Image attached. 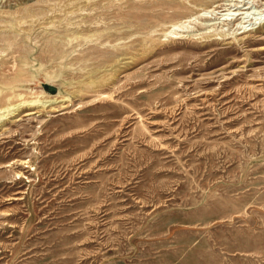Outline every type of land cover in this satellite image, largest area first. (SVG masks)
<instances>
[{"label":"rangeland","instance_id":"obj_1","mask_svg":"<svg viewBox=\"0 0 264 264\" xmlns=\"http://www.w3.org/2000/svg\"><path fill=\"white\" fill-rule=\"evenodd\" d=\"M236 3L0 0V264H264V15Z\"/></svg>","mask_w":264,"mask_h":264},{"label":"bare ground","instance_id":"obj_2","mask_svg":"<svg viewBox=\"0 0 264 264\" xmlns=\"http://www.w3.org/2000/svg\"><path fill=\"white\" fill-rule=\"evenodd\" d=\"M237 1V7H232L233 5H231V6H229L228 8H226L227 9V12L225 13V16L222 18L224 21H229V22H233V23H235V22H237L238 24H240L241 26L239 27V29H243L244 31L243 32H245V30H247V29H250V28H247V25L246 24H244L245 23V21H242V20H240L241 18H245V17H239V16H236V17H234L236 14H238V12H240L238 15H240L241 13H244V12H241V9H240V11L238 10V8H242V6H244L245 4H247V3H250V2H252L254 5H256L258 8H259V10H260V12H261V15H264V0H248V1H245V3L244 4H242L241 2H244V0H236ZM252 3H250V4H252ZM228 4V3H227ZM249 5V4H248ZM247 5V6H248ZM246 6V5H245ZM250 6V5H249ZM253 7V6H252ZM255 7V6H254ZM246 8V7H245ZM248 8H250V7H248ZM243 9V8H242ZM210 11H213V9H210V10H208V9H201L200 11H199V14L200 15H203V16H205V15H207L208 14V12H210ZM242 16V15H241ZM243 16H245V15H243ZM259 22V21H258ZM183 23V22H182ZM174 29H178V30H181V29H179V27H181V26H185V23H183V24H177V23H174V24H172L171 25ZM171 31V30H170ZM256 32V31H255ZM40 69V68H39ZM41 70V69H40ZM55 81V80H54ZM54 83V82H53ZM55 84V83H54ZM61 87V86H60ZM43 89V88H42ZM51 101H53L52 99H50ZM41 101V100H40ZM47 101V100H46ZM26 102V101H25ZM25 102H24V104H25ZM31 102H33V104H35L34 102H37V100L36 99H34V100H31L30 101V103ZM57 102V101H56ZM22 104H23V102H21ZM21 103H19L18 102V104H15L16 105V107L15 106H13L12 108H9L8 109V107H11L10 105H6V106H3V107H1L0 108V111L2 110V109H6V107H7V109L5 110L6 112H8L7 114L5 113V111H3L4 113H3V116H7L8 114H10V113H12L14 110H16V109H18L19 108V106L21 105ZM29 103V104H30ZM41 103H43V102H41ZM45 103V102H44ZM47 103V102H46ZM56 104V103H55ZM12 105V104H11ZM42 106V105H41ZM13 109V110H12ZM17 111V110H16ZM15 111V112H16ZM1 113V112H0ZM5 118V117H4ZM2 126V125H1Z\"/></svg>","mask_w":264,"mask_h":264}]
</instances>
